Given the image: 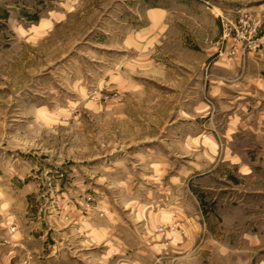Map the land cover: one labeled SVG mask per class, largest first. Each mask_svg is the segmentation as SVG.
Wrapping results in <instances>:
<instances>
[{
	"label": "rangeland",
	"instance_id": "1",
	"mask_svg": "<svg viewBox=\"0 0 264 264\" xmlns=\"http://www.w3.org/2000/svg\"><path fill=\"white\" fill-rule=\"evenodd\" d=\"M28 4L31 8L33 1ZM15 6L20 7L21 3ZM117 6L81 5L89 8L83 18L74 13L54 25L51 20L44 21V29H38L35 25L40 24L39 20L27 8L21 10L26 19L10 20L0 0V157L9 158L14 167H19L25 158L31 166L36 158L47 163L74 158L76 165L85 159L87 166L90 164L86 176L88 189L85 196L81 192L74 197L81 207H99L101 199L106 198L108 205L122 207L127 203L124 194L133 183L144 184L138 186L144 196L139 200L146 201L150 184L146 185L147 178H140V172L133 169L134 165L135 169L139 167V155L148 151L149 139L162 136L165 126L191 122L181 110L190 100L184 102L180 93L186 94L191 85L163 82L165 75L182 73L178 66L188 54L163 50L161 37V49L153 53L151 67L146 59L132 63L133 56L146 53L115 49L121 41V32L116 31L132 22L126 10L119 16L121 6ZM128 6L131 5L122 9ZM237 12L240 16L236 21L222 20V38H233L248 46L257 39L260 22L242 9ZM21 27L27 32H21ZM107 29L113 31L112 35L104 33ZM204 100L215 106L210 96L206 95ZM201 122L205 125V137L217 134L224 141L222 119L212 120L208 114ZM207 123L216 127L206 128ZM215 155L224 157L222 145ZM219 170L222 179L213 181L216 189L195 196L182 189L165 199L167 206L178 207L186 198L189 207H196L189 212L199 216L197 223H186L175 210L168 213L167 219H159L162 222H157L153 229L135 220L138 227L133 231L141 238L140 243L123 245V250L131 253L132 247L139 246L141 253H145L149 244L142 237L158 235L163 247L145 258L144 264H264V197L250 198L243 192L245 186H263L264 179L245 181L237 173L236 177H229L227 164ZM77 178L82 182L83 172ZM126 179L130 184L125 183ZM54 181L55 178L48 180L51 187ZM28 201L33 207L52 203L57 207L61 197L49 190L44 196L36 192L29 195ZM221 207H246V214L251 212L250 224L241 227L239 222H224ZM248 233L252 237L250 247L245 237ZM124 234L130 235L128 231ZM108 248L112 253L118 250L116 244L109 243Z\"/></svg>",
	"mask_w": 264,
	"mask_h": 264
},
{
	"label": "crops",
	"instance_id": "2",
	"mask_svg": "<svg viewBox=\"0 0 264 264\" xmlns=\"http://www.w3.org/2000/svg\"><path fill=\"white\" fill-rule=\"evenodd\" d=\"M1 1L10 20L26 19L22 11L27 8L39 20L40 24L35 25L38 29H44V21L51 20L54 25L74 13L83 18L89 8L81 5L121 6L119 16L126 10L132 22L116 31L121 32V41L115 49L146 53L133 56L132 63L146 59L151 67L153 53L161 49V37L163 50L188 54L178 66L182 73L165 75L163 82L191 85L186 94L180 92L184 102L190 100L181 110L191 122L167 125L160 138L149 139L148 151L139 155V167L133 166L140 178H147L146 185L150 184L148 198L140 201L144 196L138 186L144 184L133 183L124 194L127 203L122 207L108 205L107 198L101 199L99 207L77 205L75 194L83 192L85 196L88 189L90 164L87 166L85 159L77 166L74 158L54 163L36 158L31 166L25 158L19 167H14L9 158L0 157V264H144L145 258L163 247V241L158 235H148L142 237L149 244L145 253L139 246L132 247L131 253L124 251L123 245L140 243L141 238L134 233L138 227L135 220L153 229L175 210L186 223L199 221V216L189 212L196 207H189L186 198L178 207L167 206L165 199L174 191L190 190L195 196L216 189L213 181L222 179L219 167L223 164L228 165L229 177L237 173L235 177L245 181L264 179V0H32L31 8V0ZM17 3L21 6H15ZM49 4L53 6L48 8ZM124 5L131 6L122 9ZM239 9L260 22L258 37L248 46L233 38H222V20L236 21ZM19 30L27 32L24 27ZM104 33L110 36L113 31L107 29ZM206 95L214 100V107L204 100ZM208 114L212 120L222 119L224 141L217 134L205 137L201 119ZM210 125L216 127L207 123L206 128ZM221 145L225 153L222 159L215 155ZM29 159L33 161V157ZM82 172L81 182L77 175ZM50 175L55 178L52 187L48 183ZM125 183L130 184L127 179ZM259 185L260 188L245 186L244 195L264 197V184ZM101 189L100 186L99 192ZM49 190L61 197L57 207L54 203L44 207L29 203V195L36 192L44 196ZM221 208L224 222H239L241 227L250 224L251 212L246 214V207ZM127 231L132 239L124 234ZM245 237L250 247L252 237L249 233ZM109 243L116 244L115 253L109 252ZM216 243L219 245V241Z\"/></svg>",
	"mask_w": 264,
	"mask_h": 264
}]
</instances>
